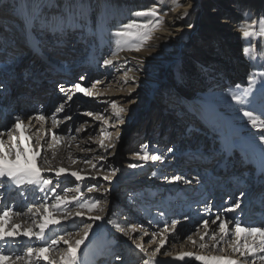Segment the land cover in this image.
I'll return each mask as SVG.
<instances>
[{"label": "bare ground", "instance_id": "1", "mask_svg": "<svg viewBox=\"0 0 264 264\" xmlns=\"http://www.w3.org/2000/svg\"><path fill=\"white\" fill-rule=\"evenodd\" d=\"M245 1L249 2V0H204L206 12H204L202 15L200 12L195 13L194 18L192 19L189 17V15L194 12L195 7L198 4V0H160L161 4H156V6L160 9V14L164 16V20L161 26L154 30L153 36L147 44L166 45L165 49L167 52H164L167 54H169L175 46H182V48H184V50H182V52L178 55L181 57L180 60H183V63L188 64L184 69V71L188 69V73L185 74L187 84L186 90L188 91L182 93L184 88L181 87L179 89L178 86H176V88L172 85H169L167 88L168 90H166L168 93L167 96H176L181 98L182 100L180 101L186 107V110L198 116V122H204L206 124L207 130L204 132L210 135V139L208 140L209 146L205 149L200 148L201 144H206L205 137H197L194 132L189 131L190 138L193 135L194 139L196 138L197 140H200V142H198L199 144L195 143V145L192 146L193 140H190V138L187 139L186 137V141L184 143H178L176 147L172 148L174 150L172 153L167 152L168 148H165L163 145H151L149 146L150 149L143 147L140 149V152H135L129 155L128 160L124 164L117 165L118 171H116L115 175H113L112 170H104V167H101V165L104 166L108 163V159L99 160V157L105 155V153L100 146H97L98 144L100 145L101 141H103L105 146L109 144L108 142L110 137L108 138V136H106L105 131L108 133V128H112L111 125H115L114 122L110 121L111 113L109 112L110 110H107L108 108L106 105L111 104L112 99H110L108 96L100 95L105 91H98L97 89L91 88L94 93L99 94V98H97V103L95 104L90 102L91 97L84 96L80 93L74 95L71 101L66 102V97L64 94L60 93L59 91L55 95L51 93L52 85H48V82L45 83L41 88L42 91L39 90V88L30 86L29 88H24L20 93L16 92L13 94L10 92V90L14 88V84L10 82L12 80L13 82L15 81V78H13L9 81L7 90L3 94H0V110L11 107L12 111L13 108H18V111L20 112L17 114L14 112L6 113V115L3 116V119H1L0 130H4V127L7 125L10 126L13 117L16 115L21 117L25 125H29V116L34 117L42 113L48 118L47 122L41 124L34 119L31 122V125L25 129L24 135L26 138L27 136L32 135L33 137H41L46 139V137H44L46 132H56L58 137L62 138L61 142L53 143L51 148H47V144H45V151L43 154L48 157L53 167H64L69 170L80 171L81 175L83 176H112L111 182H107L102 179V185H105L103 188H101L103 189L102 191L108 189L106 193L107 198L105 196L106 201H108V203H106L108 204L107 207L104 205L105 209L103 211L95 210L91 213H87L90 216H102L104 219L95 222L85 221L87 223H93V227L89 231L88 237L84 240V243L81 245L78 251L79 258L83 255L84 251L87 253V259L83 264H95L100 262L103 259V254H107L105 257V259H107V257H110L111 255L108 254V252L111 249L116 248V246H114L115 243L113 239L108 234L110 231L104 232L103 225L109 226L108 230L111 229L114 231L116 229L115 233L119 235V237L121 236L120 239L117 238L119 241H121V244H123L121 239H125V241H127L126 237L130 238L137 234H139L140 238L141 234L144 232H147L148 235L143 237V241H147L149 244L152 234L156 233L157 235L155 237V242L157 246L161 239L167 240L165 248L161 249V254L165 251V249H167L173 256H178L182 252H192L198 255L206 256L222 254L231 255L234 259L243 258L240 257L238 253L231 252L229 243L220 242L217 248H213L211 247L213 242L205 237L204 242L208 244L209 247L206 249H200L198 245L193 246L191 242L188 241L187 237L192 236L194 240H199V236L203 235L204 233V229L200 225V221L202 219H208L209 230H215L216 226L212 224V220L215 219V214H219L225 221L228 219H239L242 225L246 227H264V207L259 206V208L255 209V204L260 201L259 193L264 195V174H261L256 164L246 162L245 156L247 155L248 160H251V153H242L239 148L233 150L231 155H226L221 152V137H229L233 130H235L236 133V135L232 137L233 140L239 139L252 145L253 149L258 148V137L260 135H264V129H253L250 124L245 123L243 119H239L236 116L230 115V111L228 109L229 106H226L225 108L223 105H220V102L208 101V98H211L213 94H215L214 92L216 90L222 91L223 89L230 87L233 82L247 80V73L250 70V65L245 59V55L242 51L246 45L243 43L242 37L241 40L237 38L236 33L237 30L242 32L243 27H247L245 21L247 20L248 16L245 17V10L250 9L248 12L251 13V20L253 21V24H256L258 27L257 22L259 20L255 19L264 17V0H254V6L252 7L249 6L250 3L247 4ZM26 2L30 5L32 0H26ZM68 2L69 0H41V3L48 5L47 7L43 8V13L49 17L58 16L61 13L64 5ZM85 3L90 5L88 14L92 21L93 30L96 28L97 17H102L103 35L99 38L96 36H90L91 50H89L87 53H77L76 56H78V58L76 56H72L74 54L73 51H69L68 49L63 51V49H60V43L64 42V39L67 36H71V34H75L77 38L82 36L84 39L89 38V35H82L80 32H70L67 35L58 38L59 43L55 48H53L54 46H50L52 45L53 40L57 39L55 38L56 35L51 33L53 35L51 38L46 36L37 38L35 35H33L42 43H40L38 47H33L29 44L30 49H27L29 51L37 50V54L40 55H38L37 61L35 58L33 60V62H35V66L32 68L33 71L35 70L34 73L32 70L30 71L31 68L24 70L25 72L28 71V73L32 75L31 77L29 76L27 78L31 80V82H34L36 79H44V76L41 75L44 73L47 74L46 76H48L47 81L55 78L57 79L58 71H55L56 75L51 73L48 74L45 69L41 68V66L47 64V66H50L51 70H53L55 67H59L57 64L60 61H65L66 58V61H70L72 64L71 67L61 68V70L64 71L66 77L69 76L66 73H77V71H79L81 68H91V66L81 67V62L85 61L86 63H91L90 65L97 64L96 61L92 60V57H94V59L97 58L95 56L98 54V52L100 54L101 50H104L103 53H105L108 58H113L112 52L116 51L117 48L121 49L117 53L119 59L115 61L116 66L114 67L115 69L122 68L121 75L119 77L122 78L121 80H125V71H127L128 76H133L132 73H130V69L126 68L129 59V64L135 63L136 61V64L140 66V70H148L150 63L156 62L152 59H133L130 57L129 53L122 52L127 47V41L124 36L116 35V32L121 30V25L127 24L132 20L142 22L144 19H146L141 17L142 20H139L141 18L135 16V13L153 7V5H155L153 3H156L154 0H85ZM167 3L168 5H166ZM0 4H2L0 5V10H4V7L7 6L11 8L10 13L14 12L15 9L21 16L19 9L14 7V5L18 4V0L0 1ZM10 8L6 9V11H9ZM185 10L188 11L189 15L183 19H180ZM3 21L0 20V58H3L1 59L2 62L8 57L6 52L3 50V36L6 34L3 32V30L12 28L14 31L15 29L12 18L10 20L7 19L6 21ZM21 21V30L19 33H24V23L22 18ZM255 21L256 23H254ZM205 29L206 32H204ZM47 33L49 32H44L43 34L46 35ZM39 34L43 35L41 33ZM201 36L206 38L208 42L211 40L212 45L200 43L201 45H199V47L190 50V57L192 58L190 61V57H187L186 55L188 48L189 46L195 44L196 41L201 38ZM24 41L26 42V39H24ZM43 43H45L46 46H41ZM242 44L243 47L241 48L240 46ZM8 46H10V44L7 45V47ZM17 46L21 47L22 45L17 44ZM94 49L96 52H94ZM74 50L76 52V47ZM65 54H68V56ZM86 54L87 57H85ZM29 58L30 57H27L26 60L24 59L25 61L19 59V61L15 63V75L21 71V68L26 64V61ZM73 58H77L78 60L73 62ZM166 66L167 61H164L163 68L165 69ZM88 70L89 69H87V71ZM64 73H62V75ZM96 73L98 74V71H96ZM136 77L137 80L134 86H131L132 82L129 81L130 84L128 87L137 91L140 90L138 89L139 76L136 75ZM7 79V72L0 73V81ZM53 81L54 83L56 82V84H58V80ZM209 81L211 83H209ZM77 82L81 83L80 80ZM74 83H65V81H62L60 86H63L67 90ZM81 84L83 87H85L84 83ZM207 84H210V87L208 88L214 91L206 97L200 98L193 92L198 90V94H202L201 91L205 88V86H208ZM192 86L196 87L193 88ZM157 87L158 84H152V89L146 92L149 95L151 94L155 96L157 94ZM43 89L46 90L43 91ZM225 93L226 92L220 93L222 95L220 96L222 99L228 101L229 99ZM62 96L64 97L62 98ZM79 97L83 98L84 101H81ZM34 101L35 103L39 102V105L41 104L40 108L42 107L43 109L33 111L32 113L27 112V110H29L27 107L32 106ZM56 104H58V108L63 104V111L65 110V115L61 116V111L59 115H56L58 127L53 128L51 125V114L56 111ZM117 106L122 107L118 104ZM90 107L97 108V114L102 115L107 123L100 124L95 120H87L84 121L80 127H78L82 129L81 131H75V133L73 132L74 135H72V129L70 132H68L66 126H63V120H66V117L71 116L73 121L79 122V118L85 116L83 113H87L86 111L90 109ZM138 109L139 107H136V111H138ZM258 113L259 115L256 116L263 118L264 107H262ZM58 117L62 118L57 119ZM187 118H189V116H187ZM244 120L247 119L244 118ZM73 121H71L72 124ZM37 128L40 129L39 132L36 131ZM84 129L87 130L85 131ZM96 129L99 131V133L97 137L95 136L94 138L91 134ZM102 129L105 131H102ZM85 134L86 136H84ZM73 137L75 139H73ZM159 137H157V139ZM159 140L161 141L162 138ZM25 143H27V139H25ZM33 143L35 144V140ZM167 143L169 142L166 141L164 145H167ZM210 145L213 147H210ZM196 147H198V149L195 154L189 153L190 150H196ZM169 148H171V146ZM89 149H91V151H89ZM200 150L202 152H206V155H200ZM147 151H149V156L156 153L162 154L165 156L164 161H152L151 159L146 162L143 161L141 157ZM137 153H139V155H137ZM212 157H214L213 165L216 164V166L220 165L223 167L217 176L208 173L207 170H203V172L199 173L194 171L195 165L197 163H206V165L203 164L202 167L205 169H210L212 166L207 168V165L211 163ZM85 158H89L91 163L85 164ZM223 159H226V161H223ZM73 161H75V163H73ZM92 164H95L96 168H92ZM133 164L138 166L133 168L131 167ZM131 173H136L135 177L131 176ZM137 173H143L140 174L139 179H136ZM177 175L182 177L180 184H177V181L172 180V177ZM226 175H230L234 178L231 180L229 186L223 182V178ZM155 176H161L162 179L156 180L154 179ZM244 179H247L250 183L246 185L244 183ZM129 180H131V184L132 182L136 184L135 186H130L136 187V189L138 188L139 191H133L132 195L126 199V203H124L126 205H120L117 202H114V207L116 206L117 209L114 210L111 215H109L106 210L109 207V199L115 198L114 191H112L113 188L115 189V187H118L121 184H127L129 183ZM235 180L237 181L234 182ZM197 181H199V183H197ZM73 182L74 179L72 178H61L60 181L61 188L67 187L71 189V191L68 193L69 197L73 195L78 196L80 192H84L86 197L91 196L95 198L99 192L94 188L92 193H88L85 187H83V184L78 186L77 184H73ZM90 183H95L98 185L100 182L98 180L92 181ZM241 184H245V186L248 187V190H250L249 187L251 186L254 188V191H244L243 196H239L241 197L239 198L240 208L236 210V214L225 213L223 210L233 204V201L236 200L235 198H237L238 195V191L236 190L239 189ZM77 188H79V191H77ZM224 188H227L228 192L231 190L228 195H233V197L232 201L229 202L230 196H228V203H225L224 201L223 204L221 203V197L223 195ZM57 191L59 192L60 189ZM129 192H131V190H129ZM178 193L181 194L178 195ZM60 194L63 195L62 192ZM126 194L128 195V193ZM25 195L28 197L26 203L22 202V198L17 193L9 189L4 192L2 203L4 205L15 204V211L26 212L27 206H38L43 202L42 200L36 199V194L34 193L26 192ZM172 197L177 201H172ZM200 197L203 198L202 201H200ZM120 198L117 197V199ZM121 199L123 200L124 197ZM247 199L250 200V205L248 208H242L244 204L243 201ZM224 200H226V198ZM49 204H51V200L49 201ZM130 205L134 207L133 210L129 209ZM69 207L72 208L73 206L70 205ZM213 208L218 210H213ZM81 211L87 212V209H81ZM185 217H187V219H185ZM109 220L119 223L120 227L124 228L128 235H125V233L123 235L120 230L115 227V223H108ZM133 220L134 222H131ZM172 220L181 221L180 224L175 226L174 231L171 230ZM15 222L21 225L29 227L31 226L30 220L26 216L16 219ZM164 222H168L170 231L164 232V235L162 236L160 235V232L164 229ZM82 227L83 225L79 220L75 222L69 221L67 224H65V228L67 232L73 233V235L72 237L65 236V239H72L74 241L75 239L81 238L83 236V232L80 231V228ZM232 227L233 225L229 224V228L231 229ZM197 228L200 229L199 232H197ZM133 229H135V231H133ZM54 233L64 235V232L60 231L59 229H55ZM111 236L115 238L116 235L111 233ZM230 239V237L225 238L226 241ZM13 243L19 245L20 249L24 247L44 246L41 242H30L27 239H17ZM59 247L64 249L66 248V245L61 243ZM220 248H222L223 251H220ZM20 249L13 247L11 243L9 244L10 253H16ZM125 259L126 257H124V259L121 261L119 259V264H124L123 261H125ZM143 259H147L145 254L144 257L142 256L141 261ZM107 264H110V262ZM180 264H183V262H180ZM195 264H202V262L196 261ZM249 264H253V262H249ZM254 264H259V261H255Z\"/></svg>", "mask_w": 264, "mask_h": 264}, {"label": "snow or ice", "instance_id": "2", "mask_svg": "<svg viewBox=\"0 0 264 264\" xmlns=\"http://www.w3.org/2000/svg\"><path fill=\"white\" fill-rule=\"evenodd\" d=\"M156 4L160 5V0H156ZM47 6V4L41 3V0H32L30 5L26 0H18V4L14 5L21 12L25 39L33 47H38L40 44V41L32 34L34 28L41 34L49 32L59 36H65L70 32H80L82 35L96 36L97 38L103 35L102 17H97L96 28L93 30L92 21L88 14L90 5L86 4L85 0H69L64 5L61 13L53 17L46 16L43 13V8ZM188 15V11L185 10L180 19ZM244 15L247 17L251 13L245 10ZM135 16L146 19L142 22L132 20L127 24L121 25V30L117 31L116 35L135 38L137 42L130 46V50L139 52L150 41L154 30L161 26L164 16L160 14V9L157 6L138 11L135 13ZM257 24L256 30H246L241 33V37L246 45L242 51L251 68L248 74V87L241 88L240 86H236L234 89H229L225 95L228 97L229 102L241 111L242 117L247 119L250 126L253 129L260 130L264 129V118L256 116L253 111L243 110L252 106L258 100L262 107H264V17H261ZM253 38H255V41ZM253 42L260 44V48L256 52L252 50ZM120 50V48H117L116 51L112 52L113 58L103 59L100 66L105 69L114 68L116 66L115 61L119 59L117 53ZM15 63L16 60L13 57L10 61L0 64V73L7 72L8 74L7 80L0 81V94H3L7 90L9 81L15 76ZM117 70L119 71V69ZM30 75V73L25 72V78H28ZM124 75L125 80L123 82L125 84L129 81L135 83L137 80L136 76H128L127 71H125ZM84 79V76L79 77L80 81ZM98 83L100 81H95L92 87L94 88ZM58 90L65 95L66 102L71 101L77 93L93 98H98L99 96V94L94 93L91 89L83 87L80 82L72 84L67 90L63 86H59ZM131 94L132 92L129 91L128 95L131 96ZM63 107V104L60 105L56 112L51 114V125L53 128L58 127L56 114L62 111ZM110 107L112 115L116 120L123 123L122 113L126 109L118 107L115 101L111 102ZM83 115L92 117L100 124L107 123L102 115L97 114L94 116L92 112L83 113ZM34 119L41 124L46 123L48 120L45 115L40 113L34 117L29 116V125H31ZM71 119V116L66 117V120ZM29 125H25L21 117L16 115L13 117L10 126H5L4 130H0V203L3 202L4 192L9 189L17 193L22 198V202L26 203L28 199L25 195L26 192L36 194L35 198L43 202L38 206H27L26 212L15 211V204L0 206V264H80L78 251L93 227V223L85 221L95 222L104 219L102 216H90L87 213L95 210L103 211V208L100 206L98 199L91 196L86 197L84 192H80L78 196L73 195L69 197L68 193L71 189L60 187L61 178H72L78 186L83 184L86 191L92 193L94 188L97 191H99V188L97 184L90 182L98 181V179L111 182L112 176H83L80 171L69 170L64 167H53L48 157L43 154L45 144H47V148H51L53 143L61 142L62 138L58 137L56 132H46L44 134L46 139L33 137L32 135L26 138L24 131ZM111 126L115 127L116 125ZM81 130V128L76 129L77 132ZM84 130L86 131L87 129ZM36 131L39 132L40 129L37 128ZM102 131L105 130L102 129ZM105 134L108 137L111 136V133H107L106 131ZM235 135V130H233L229 137H221V152L231 155L233 150L239 148L242 153H251V160H248L247 155L245 156L246 162L256 164L261 174H264V135L258 137L259 144L256 149H253L252 145L245 141L239 139L233 140L232 137ZM25 139H27V143H25ZM73 139L75 138L73 137ZM34 140L35 144L33 143ZM99 146L105 153V155L99 157V160H106L108 150L115 147L114 144L105 146L103 141L100 142ZM173 151L172 148L167 149L169 153ZM141 159L145 162L149 159L163 162L165 156L160 153L149 156L145 152ZM84 163L90 164L91 161L85 159ZM137 166L133 164L131 167L135 168ZM91 167L96 168V165L92 164ZM111 170L113 175L118 171L115 168ZM181 179L182 177L179 175L172 177V180L177 182ZM58 189H60L59 192L57 191ZM77 191H79V188H77ZM107 191L108 189H105L102 195H106ZM61 192L63 195L60 194ZM242 195L243 193H241ZM50 200L51 204H49ZM70 205L73 207L70 208ZM239 208L240 199L237 198L235 203L223 211L225 213L236 214V210ZM81 209H87V212L81 211ZM22 216L29 218L30 227L15 222L16 219ZM77 220L83 225L80 228L83 236L74 241L72 239H65V236L72 237L73 235V233L67 232L65 224L69 221L75 222ZM108 223L113 224L115 221L109 220ZM180 223L181 221L179 220H172L171 230L174 231L175 226ZM212 224L216 226L215 230H209L208 219H202L200 225L204 229L203 235L199 236L198 241L194 240L192 236H188V241L193 246L198 245L200 249L209 247L204 242L205 237L213 242L211 245L213 248H217L220 242L229 243L231 252L238 253L243 259H234L231 255L206 256L192 252H182L178 256H173L167 249L161 254V249H164L167 243L166 239H161L158 246L151 253H148L143 243V237L148 235L147 232L142 233L139 240L133 241V243L140 252L147 256V259L142 260V264H180V262H183V264H195L196 261H200L202 264H249V262H253L254 264L257 260L259 264H264V227H246L242 225L239 219H228L225 221L219 214H215ZM229 224L233 225L231 229L229 228ZM115 227L121 232H125V235H128L125 229L120 227L119 223H115ZM55 229L63 231L64 235L54 233ZM168 231H170L168 222H164V229L160 232V235L163 236L164 232ZM199 231L200 229L197 228V232ZM156 235V233L152 234L150 242H155ZM226 237H230L231 239L226 241ZM17 239H27L30 242L38 241L44 246L24 247L20 249L19 245L13 243ZM10 243L13 247L20 250L16 253H10ZM61 243L66 245V248L61 249L59 247ZM219 250L223 251L222 248ZM116 259L119 260L120 257L117 256Z\"/></svg>", "mask_w": 264, "mask_h": 264}, {"label": "rangeland", "instance_id": "3", "mask_svg": "<svg viewBox=\"0 0 264 264\" xmlns=\"http://www.w3.org/2000/svg\"><path fill=\"white\" fill-rule=\"evenodd\" d=\"M0 1H5V0H0ZM154 1L156 2V0H154ZM148 3H150V2H148ZM245 3H247V4L250 3V5H249L250 7L254 6V0L253 1L249 0V2L245 1ZM153 4H155V5H153ZM153 4H152L153 6H156V3H153ZM204 4H205L204 0H198V4L195 7L194 12L191 13L189 15V17L192 19V18H194L195 13L200 12L202 15L204 12H206V10H205L206 6ZM0 5H2V4H0ZM3 5H6V4H3ZM166 5H168V3ZM8 8H10V7L5 6L4 10H0V20L6 21L7 19L10 20L12 18V20L14 21V22L13 21L12 22H13V25H15V29H14V31L12 30V28H7V29L3 30V32H5L6 34L3 36V48L4 49L3 48L2 49L6 52V55H8V57L5 60H3V62L1 61V59H3V58H0V61H1L0 64L10 61V59L13 57H15L16 62L19 61V59L25 61L27 59V57H30L26 61V64L23 65L22 68L20 67L21 71L14 76L15 81L14 82H13V80L10 81L14 84V88L11 89L10 92H12L13 94H15L16 92L20 93L24 88L26 89V88H29L30 86L34 87V88H39V90L42 91L41 88L44 86L45 83L48 82V85H52L51 86V93L55 95L59 91L58 88L61 85L62 81L63 82L65 81V83H71V82L74 83V82L79 81L80 76L84 75L85 80L81 81V83H84L86 88L97 89L98 91L100 90L103 92L105 91L103 94L101 93L100 95L108 96L110 99H112V101H115L118 105H121L122 108L126 109V111L122 113L123 123L121 124L112 115V109L110 107V104H106L107 108H108L107 110H110L109 112L111 113L110 114V121L114 122L116 126L112 127V128L111 127L108 128V133H111L110 138L108 137L109 138L108 143L114 144L115 147L110 148L108 150V154H107V159H108L107 162L108 163L105 164L106 166L105 165L103 166L104 170L107 169V170L111 171L112 168L117 169V167H118L117 165L124 164L128 160L129 155H131L132 153H135V152H140V149H142L143 147H147V149H150L149 146H151V145L154 146L156 144L161 145V146L163 145V146H165V148H169L170 146H171V148L176 147V145L178 143L179 144L184 143L186 141V137H187V139L190 138L189 131L194 132L197 135V137H201V136L205 137L206 144L205 145L201 144L200 145L201 149H205L209 146L208 140L210 139V135L208 133L204 132L207 130L206 124L204 122H198L199 117L194 115L192 112H188L186 110V107L180 101V100H182L181 98H178L176 96H173V97L167 96L168 93L166 90H168L167 88L169 85H172L174 87L178 86L179 89L181 87L184 88V91H182V93H185L186 91H188V90H186L187 84H186V79H185L186 78L185 74L188 73V69L184 71V69L187 67L188 64L183 63V60H180L181 57H179V55H178L182 52V50H184V48H182V46H180V47L175 46L174 49H172L170 51V53L167 54V53H165V52H167L165 49L166 45H160V44H158V45L157 44H155V45L149 44L148 45L147 44L146 46L142 47L139 52H136L134 50H130V46L137 42L135 40V38L125 37V39L127 41V47L122 52L129 53L130 57H132L133 59L134 58L142 59V60L152 59V60L156 61L155 63H152V62L150 63L148 70H146V69L140 70V66H138L136 64V61H135V63L129 64L130 59L128 60V64H127L126 68L130 69V71H131L130 73H132L133 76H136V75L139 76V82H138L139 88L138 89H140V90H137V91L128 87L130 82L125 84L123 82L124 80H121L122 78H119L121 75V69L122 68H119V71H118L115 68L105 69V68L100 66L103 59L108 58L106 56V54L103 53L104 50H101L100 54H99V52H98V54H96L95 57H97V58L94 59V57H92V60L96 61L97 64L90 65L91 63H88V62L86 63L85 61L81 62V64H82L81 67L91 66V68H83V69L81 68V69H79V71H77V73H74V72L73 73H66L69 75L66 77L64 71H62L61 68L62 67H71V65H72L70 61H66L67 60V58H66L65 61H60L58 63L59 65L57 64V66H59V67H55L53 70H51L50 66H47V64L41 66V68L45 69L48 74L51 73L53 75H56L55 71H58L57 79L55 78V79H52L50 81H47L48 76H46L47 74L44 73V74H41L42 76H44V79H42V80L36 79L34 82H31V80L25 78V75H24L25 71L24 70L31 68L30 69V71H31L32 68H34L35 62H33V60L35 58V60L37 61L39 54H37V52H36L37 50H34V51L30 50L31 52L29 50H27V49H30V45L27 41L26 42L24 41V39H25L24 33H19V31L21 30L20 24L22 22L21 18H20L21 16L19 15L17 10H15V9H14V12H11V13H10L11 8L9 9V11H6V9H8ZM249 10H247V11H249ZM139 18H141V17H139ZM251 19H252L251 16L247 17V20L245 21V23L247 24V27H243V29L241 28L242 32L246 31V30H256L257 29V25L253 24V21ZM259 19L260 18H258V19L256 18L255 20H259ZM139 20H142V18ZM254 23H256V21ZM204 32H206V29ZM209 32H211V31H209ZM242 32L237 30L236 35H237V38L239 40H241V33ZM39 33L40 32H38V30L35 28L32 30V34L35 35L37 38H41V37H45V36L51 38L53 36L51 33L50 34L47 33L48 35L47 34L46 35L45 34L40 35ZM60 37L61 36L56 35L55 38H57V39L53 40L52 45L50 47L54 46L53 48H55L57 46V44L59 43L58 38H60ZM253 39L255 41V38H253ZM90 40H91L90 36H89V38L84 39V38H82V36L77 38L75 36V34H73V35L71 34V36H67L64 39V42L60 43V49H63V51L64 50L66 51L67 49L69 51H73L74 54L72 56H76L77 53H84V52L87 53V52H89V50H91ZM5 43H6V45H5ZM40 43H42V42H40ZM200 43L201 44L204 43L205 45L206 44L212 45L211 40H209V42H208V40H206V38L201 36V38L198 41H196L195 44L189 46L187 54H186L187 57H190V50H192L196 47H199V45H201ZM243 43H245L244 40H243ZM9 44H10V46L7 47V45H9ZM17 44L22 45V46L19 47V46H17ZM41 46H46V45H45V43H43ZM75 47H76V52L74 50ZM240 47L242 48L243 44ZM259 48H260V44L258 42H253V44H252L253 52H256ZM95 49H94V52H96ZM31 53H32V55H31ZM53 53H54V51H53ZM65 55L68 56V54H65ZM76 57L78 58V56H76ZM85 57H87V54ZM77 58H73V62H76L78 60ZM70 59H72V58H70ZM191 60H192V58L190 57V61ZM139 61H141V60H139ZM164 61H167V66L165 69L163 68ZM87 69H89V70L87 71ZM96 71H98V74L96 73ZM250 71H251V68L248 71L247 75L249 74ZM32 72L34 73L35 70L34 71L32 70ZM62 73H64V74L62 75ZM31 76L32 75H30V77ZM53 80H58V84H56V82L54 83ZM95 81H100V83L96 84V86L93 88L92 85ZM247 81H248V76H247L246 81L233 82L230 87L223 89L222 91L216 90L214 92L215 94H213V96L211 98H208V101L220 102V105H223L225 108H226V106H229L228 109L230 111V113H229L230 115L236 116L239 119H243V121H245V123H248V121L244 120V118L242 117L241 111L238 110L236 107H234L229 102V100L227 101V100L222 99L221 98L222 95L220 94L223 92H227L229 89H234L236 86H240L241 88H247L248 87ZM29 83H31V84H29ZM209 83H211V82L209 81ZM134 84L135 83H131V86H134ZM152 84H158L157 94L155 96H153L151 94L149 95L146 92V91H149L150 89H152L151 88ZM207 85L208 86H205V88L201 91L202 94H198V90L196 92L195 91H193V92L195 94H197L198 97L204 98L207 95H209L211 92L214 91V90L208 88V87H210L209 86L210 84H207ZM192 87L195 88L196 86H192ZM44 90H46V89H43V91ZM129 91L132 92L131 96L128 95ZM217 93H219V94H217ZM63 97L64 96H62V98ZM79 98L81 99V101H84L83 98H81V97H79ZM98 98H99V96H98ZM94 99H96V100H94ZM90 102L92 104L97 103V98L91 97ZM36 106H37L36 108L29 107L31 113H32V111H36V110L38 111L39 109H43L42 107L40 108L41 104L39 105V102L36 103ZM136 107H139L138 111H136ZM171 107H172V109H171ZM57 108H58V104H56L55 110H57ZM261 108H262V105L260 104V102L258 100L252 106L247 107L243 110L253 111L255 115H259L258 111ZM97 110H98L97 108L90 107V109H88L86 112L90 111L95 116L98 112ZM64 111L63 110L61 111V116L65 115ZM59 114H60V112H58L56 115H59ZM111 116H112V118H111ZM187 116H189V118H187ZM60 118H62V117H58L57 119H60ZM113 119H114V121H113ZM87 120L94 121V119L92 117L82 116L81 118H79V120H78L79 122H75L71 119V121H73V124L71 123L70 120H63V126L64 125L66 126V129L68 132H70L69 129H72V133L73 132L75 133L76 129L78 127H80V125H82L84 121H87ZM118 129H119V132H118ZM74 133L72 135H74ZM98 133H99V131L96 129L95 131L92 132L91 135H92V137L95 138V136L97 137ZM84 136H86V134ZM157 137H159V138L157 139ZM160 138H162L161 141L159 140ZM190 140H193L192 146H194L195 143L199 144L198 142H200V140H197L196 138L194 139L193 135L191 136ZM166 141H168L169 143H167V145H164ZM97 146H99V144ZM210 147H213V146L210 145ZM197 149H198V147H196V150H193V151L190 150L189 153L195 154L197 152ZM149 151H147L148 154H149ZM199 154L200 155H206V152H202L200 150ZM85 159L90 160L89 158H85ZM223 161H226V159H223ZM140 174H143V173H137L136 179L140 178ZM135 175H136V173H131V176L135 177ZM154 179L158 180V179H162V178H161V176H155ZM98 180L100 182L97 185V187L99 188V192L97 193L95 199H98L100 201V206H103L102 208L104 210L105 209L104 205L107 207L108 204H106V203H108V201H106L107 196L101 194L102 192H104V191H102L103 189H101V188H103V186H105V185H102V179H98ZM73 184H76V183L73 182ZM177 184H180V181H178ZM101 185H102V187H100ZM130 185L135 186L136 184L133 182L131 184V180H129V183L121 184L118 187H115V189L113 188L112 191H114V197L115 198L109 199V207L106 210L107 213H109V215H111L113 213V211L117 209L116 206L114 207V202H117L120 205L124 204V203H126L125 202L126 199L132 195L133 191L134 192L139 191L138 188L136 189V187H131ZM240 187H239L240 189H238V192H237L238 193L237 198H241V197H239V196H241V193L244 194V191L245 192L248 191V187L245 186V184H242ZM129 190H131V192H129ZM126 193H128V195ZM180 194L181 193H178V195H180ZM188 194H191V193H188ZM105 196H106V198H105ZM117 197L118 198L124 197V199L123 200L121 198L117 199ZM171 200L174 202L177 201L175 198H173ZM110 203H111V207H110ZM124 205H126V204H124ZM129 209L133 210L134 207L130 205ZM214 209H216V208H213V210ZM216 210H218V209H216ZM131 222H134V220ZM108 227L109 226H107V225H103V231L104 232L110 231V233L108 232V234L113 239V241L115 243L114 246H116V248H113L108 252V254H111L110 257H107V259H105L107 254H103L102 255L103 259L100 262H97L95 264H107L109 262H110V264H119L120 261L124 259V257H126L125 261H123L124 264H141L142 263L141 259H142V256L144 257V254H142V252H140V250L137 249L135 247V244L133 243V241L139 240V234H137L133 237H130V238L126 237L127 241H125V239H121L123 244H124L123 245V244H121V241L118 240L121 238V236L119 237V235H117L115 233L116 229L114 231H112L111 229L108 230ZM111 233H114L116 235L115 238L113 236H111ZM121 233L124 235L125 232H121ZM143 243H144V246L147 249L148 253H151L155 249V247H157L156 242H153V243L150 242L148 244L147 241H143ZM141 254H142V256H141ZM98 255H100V254H98ZM117 256L120 257V261H118L116 259ZM128 257H131V258H128ZM86 259H87V253L84 251L83 255L79 258L80 264H83L86 261Z\"/></svg>", "mask_w": 264, "mask_h": 264}]
</instances>
